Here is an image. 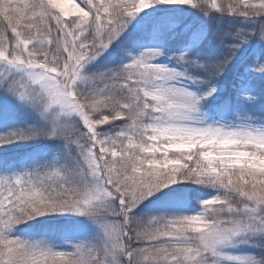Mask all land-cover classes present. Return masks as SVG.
<instances>
[{"label": "snow or ice", "instance_id": "6c2138e0", "mask_svg": "<svg viewBox=\"0 0 264 264\" xmlns=\"http://www.w3.org/2000/svg\"><path fill=\"white\" fill-rule=\"evenodd\" d=\"M0 264H264V0H0Z\"/></svg>", "mask_w": 264, "mask_h": 264}, {"label": "rangeland", "instance_id": "374dc122", "mask_svg": "<svg viewBox=\"0 0 264 264\" xmlns=\"http://www.w3.org/2000/svg\"><path fill=\"white\" fill-rule=\"evenodd\" d=\"M77 2H79V0H77Z\"/></svg>", "mask_w": 264, "mask_h": 264}]
</instances>
